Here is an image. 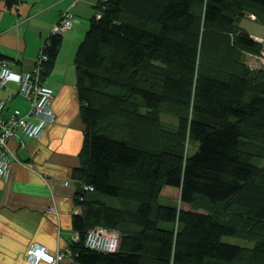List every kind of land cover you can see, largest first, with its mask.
<instances>
[{
  "label": "trees",
  "instance_id": "1",
  "mask_svg": "<svg viewBox=\"0 0 264 264\" xmlns=\"http://www.w3.org/2000/svg\"><path fill=\"white\" fill-rule=\"evenodd\" d=\"M247 13L264 24V0H99L75 55L85 135L69 264H264V66L244 60L263 45ZM54 26L42 81L63 43ZM95 227L118 232L112 250L87 244Z\"/></svg>",
  "mask_w": 264,
  "mask_h": 264
},
{
  "label": "crops",
  "instance_id": "2",
  "mask_svg": "<svg viewBox=\"0 0 264 264\" xmlns=\"http://www.w3.org/2000/svg\"><path fill=\"white\" fill-rule=\"evenodd\" d=\"M98 2L21 0L8 8L0 0V51L17 72L35 67L44 40L62 13L73 14V26L61 32L55 65L43 79L54 93V119L40 136L19 132L8 140L13 159L7 175H0V264H34L27 259V250L35 242L50 252L65 251L66 259L72 260L68 252L72 241L79 239L73 216L80 212L74 170L80 165L85 135L75 55ZM0 97L7 103L6 113L30 112L15 82L2 89Z\"/></svg>",
  "mask_w": 264,
  "mask_h": 264
},
{
  "label": "built area",
  "instance_id": "3",
  "mask_svg": "<svg viewBox=\"0 0 264 264\" xmlns=\"http://www.w3.org/2000/svg\"><path fill=\"white\" fill-rule=\"evenodd\" d=\"M73 26L71 13L66 11L54 26V32H61ZM262 42L264 43L263 39ZM264 59V44L261 51ZM47 56L40 53L37 64L31 71L17 72L6 59H0V91L15 82L18 92L28 101L30 112L26 115L13 111L6 113V101L0 98V175H7L13 155L9 151L8 140L19 132L29 136H40L54 119L52 101L53 90L41 79V61ZM87 187V186H86ZM119 234L115 230L95 227L87 235V244L93 248L108 251L115 247ZM72 255V251L68 252ZM65 251L50 252L45 245L35 242L27 250V259L37 264L45 260L51 264H69Z\"/></svg>",
  "mask_w": 264,
  "mask_h": 264
},
{
  "label": "rangeland",
  "instance_id": "4",
  "mask_svg": "<svg viewBox=\"0 0 264 264\" xmlns=\"http://www.w3.org/2000/svg\"><path fill=\"white\" fill-rule=\"evenodd\" d=\"M241 26H243L244 28H246L251 34H253L252 36L257 40L260 41V39L264 40V24L260 23V21H258L255 16L247 13L246 16H244L241 21H240ZM257 35H262L260 37H258ZM260 43H262V45L264 44L263 42L260 41ZM261 53H255L253 51H245L244 52V60L249 64H251L254 68H262L264 66V59L262 58V56L260 55ZM162 122L168 126V127H175L177 125V117L167 114V113H162ZM198 144L196 143H189L188 145V153L192 154L197 150ZM258 163H260L261 165H264V158L263 159H259L257 160ZM108 201L110 203H114V201L116 202V199L114 198H110L107 197ZM163 203H174V204H178L177 200H171V199H167V198H163L162 199ZM116 204V203H114ZM224 241L227 242H231V243H236V244H240V245H246V246H252L253 243L251 241L248 240H244L242 238L239 237H235V236H224L223 237Z\"/></svg>",
  "mask_w": 264,
  "mask_h": 264
}]
</instances>
